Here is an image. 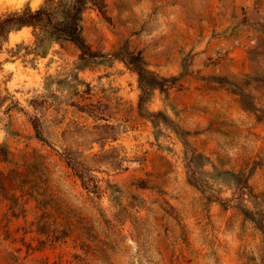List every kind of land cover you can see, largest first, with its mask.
Returning <instances> with one entry per match:
<instances>
[{
  "label": "rangeland",
  "instance_id": "obj_1",
  "mask_svg": "<svg viewBox=\"0 0 264 264\" xmlns=\"http://www.w3.org/2000/svg\"><path fill=\"white\" fill-rule=\"evenodd\" d=\"M82 28L96 59L0 49V264H264V0H91ZM127 52L167 80L142 106Z\"/></svg>",
  "mask_w": 264,
  "mask_h": 264
},
{
  "label": "trees",
  "instance_id": "obj_2",
  "mask_svg": "<svg viewBox=\"0 0 264 264\" xmlns=\"http://www.w3.org/2000/svg\"><path fill=\"white\" fill-rule=\"evenodd\" d=\"M91 0H44L36 10L29 5L24 9L0 16V49L8 41L9 35L25 28H31L34 43L28 49V54L46 57L54 43L69 42L80 51L79 60L96 59L98 54L93 52L83 34L82 17ZM130 64L139 76L142 91L140 106L145 103V97L156 88L164 90L163 84L167 80L159 77L146 68L142 57L127 52ZM176 79H171L175 82Z\"/></svg>",
  "mask_w": 264,
  "mask_h": 264
},
{
  "label": "bare ground",
  "instance_id": "obj_3",
  "mask_svg": "<svg viewBox=\"0 0 264 264\" xmlns=\"http://www.w3.org/2000/svg\"><path fill=\"white\" fill-rule=\"evenodd\" d=\"M3 1V0H2Z\"/></svg>",
  "mask_w": 264,
  "mask_h": 264
}]
</instances>
